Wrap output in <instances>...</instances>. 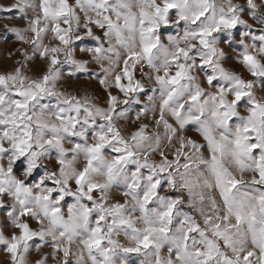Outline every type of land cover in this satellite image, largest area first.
<instances>
[{"label": "snow or ice", "instance_id": "snow-or-ice-1", "mask_svg": "<svg viewBox=\"0 0 264 264\" xmlns=\"http://www.w3.org/2000/svg\"><path fill=\"white\" fill-rule=\"evenodd\" d=\"M0 11L26 21L9 31L33 54L0 74L5 264H264V0ZM81 76L99 89L62 90Z\"/></svg>", "mask_w": 264, "mask_h": 264}, {"label": "rangeland", "instance_id": "rangeland-1", "mask_svg": "<svg viewBox=\"0 0 264 264\" xmlns=\"http://www.w3.org/2000/svg\"><path fill=\"white\" fill-rule=\"evenodd\" d=\"M16 0H0V9H6L11 6V4L15 3ZM236 3L245 4L246 0H234ZM260 0H257V3H259ZM244 19H246L249 23L253 24L254 28H260L261 26L258 24H255L247 13L244 14ZM26 21L18 19V13H8L6 11H0V74H3L5 72L11 71V69L14 66H18L17 62L22 61L23 57L21 56L18 49H25L28 51L29 56L33 55L30 51V45L22 44L17 38L15 33L9 31V29L13 27H23L25 26ZM99 30H97L98 32ZM237 39H239V36H237ZM50 38H46L44 43L49 44ZM79 44V42H77ZM81 47L84 45L81 44ZM223 46V45H222ZM229 54H231V49L227 50ZM85 54L79 53L77 49V58H82ZM43 60L36 58L34 61H30L28 64V68L31 69V72L29 74H35L36 72H39L43 67ZM227 66L229 68H232L234 71L237 72V74L242 75L246 79H251V76L249 73H247L242 67L235 66L234 61H228ZM93 69L97 68L96 65L91 66ZM65 74L69 71L67 67L64 69ZM139 72L136 73L137 78H139ZM146 87L150 88L152 85L148 83L145 80ZM87 88L89 90V93H91L93 90L99 89L98 81L89 82L86 77L81 76L79 80L72 78V79H66L64 81V87L62 90L70 91L72 93L80 92L81 95H83L82 89ZM115 94V93H114ZM259 95V93H258ZM121 99H123V96H120ZM144 103V98H141V105L134 106L135 111L139 110V107H142ZM135 111H131L129 113L130 115V121L128 122V127L130 129H134L136 127V124L139 123L138 121L136 123H132V121H135ZM141 120L149 123V129L148 132L151 133L154 130V124H153V118L152 115L149 114L147 117H141ZM161 131L162 128H161ZM187 135L195 136L196 134L192 131H189ZM158 159V158H157ZM51 166V165H50ZM119 196V193L116 194ZM33 227H35V224L33 222ZM123 242V240L121 241ZM50 249H44L45 252H48ZM38 253L33 251L32 259H35ZM6 256L3 253H0V264H5ZM140 258L138 257H131V264H139ZM49 264H54L53 261H49Z\"/></svg>", "mask_w": 264, "mask_h": 264}]
</instances>
